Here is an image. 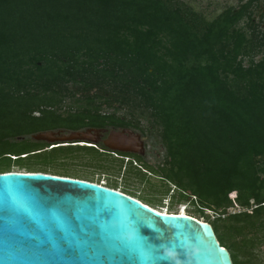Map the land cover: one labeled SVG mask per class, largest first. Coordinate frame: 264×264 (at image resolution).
I'll return each instance as SVG.
<instances>
[{
    "label": "trees",
    "instance_id": "trees-1",
    "mask_svg": "<svg viewBox=\"0 0 264 264\" xmlns=\"http://www.w3.org/2000/svg\"><path fill=\"white\" fill-rule=\"evenodd\" d=\"M109 108L126 119L99 113ZM86 117L155 127L166 149L158 176L201 216L247 208L206 222L233 264L255 263L264 239V0L212 19L178 0H0V173L17 166L94 182L25 159L98 155L72 145L47 151L31 138L80 129Z\"/></svg>",
    "mask_w": 264,
    "mask_h": 264
},
{
    "label": "water",
    "instance_id": "water-1",
    "mask_svg": "<svg viewBox=\"0 0 264 264\" xmlns=\"http://www.w3.org/2000/svg\"><path fill=\"white\" fill-rule=\"evenodd\" d=\"M57 131L31 135L51 145ZM127 133H130L129 130ZM24 139V138H20ZM108 148L138 152L136 136L112 132ZM0 264H233L213 226L157 211L120 190L41 172L0 173Z\"/></svg>",
    "mask_w": 264,
    "mask_h": 264
},
{
    "label": "rangeland",
    "instance_id": "rangeland-1",
    "mask_svg": "<svg viewBox=\"0 0 264 264\" xmlns=\"http://www.w3.org/2000/svg\"><path fill=\"white\" fill-rule=\"evenodd\" d=\"M181 3L191 6L196 11L204 14L207 18L212 19L218 14H220L224 9L229 6L238 7L241 0H178ZM262 9L255 10V17L257 20L260 19ZM259 58V57H258ZM141 125L147 135V140L149 142L150 155L148 157V165H151L154 170L152 173L149 170L141 169L138 167L137 162L133 161L132 164L135 168H129V162L126 158L121 166V161L117 156H100L91 155L86 152L80 151L73 153L68 156L58 157L53 160L50 164H44L46 160H51V158L43 155L39 157L29 156L25 159H31L34 163V168L48 167L52 172L67 173L71 176H77L92 180L96 183L102 184L104 186L116 184L117 190L126 191L125 188L130 189L137 198L145 201L150 200V205L155 209L162 210L164 212L178 213L185 212L187 214H192L197 218L206 221H219L217 213L212 210L206 209L204 211L205 215L201 216L198 213L193 212L197 209V206L189 202H179L177 199V189L173 184H170L163 180L160 176L161 173L159 169L165 162L166 149L163 145L161 138L158 133L151 132L149 130V123L145 119H142ZM154 135V136H153ZM53 145H58L56 142ZM62 145H68L66 142L61 143ZM52 145L45 150H51ZM25 157V155H22ZM13 160L16 158L12 157ZM39 159H44L40 162ZM140 164V163H139ZM146 174L143 176L139 174V170ZM13 171L25 172L26 169H20L17 166L12 167ZM175 196V198H173ZM239 207L231 208L223 218L231 215L232 211H237ZM220 223V221H219ZM256 256L254 257V264H264V239L257 245L255 250ZM241 260H245L246 257H241Z\"/></svg>",
    "mask_w": 264,
    "mask_h": 264
},
{
    "label": "flooded vegetation",
    "instance_id": "flooded-vegetation-1",
    "mask_svg": "<svg viewBox=\"0 0 264 264\" xmlns=\"http://www.w3.org/2000/svg\"><path fill=\"white\" fill-rule=\"evenodd\" d=\"M76 111V110H71ZM78 111V110H77ZM82 112H96L94 109H83L80 110ZM99 113L104 115L110 116L112 113L121 114L125 113V110H118V109H103L100 110ZM122 119H126L123 115L121 116ZM100 121H106L104 124H99L97 126L90 125L92 118L86 117L83 119V122L86 123L80 129H69V128H59L57 131L56 138L60 140H64L71 135L72 131H82L83 132V140L79 142H70L67 143L68 145L76 146V147H85L90 148L93 147L96 149L98 155L100 156H117L119 161L124 162L127 158L128 161H135L138 163V167L141 169L149 170L152 173V166L147 164L148 157L150 155L149 151V142L147 140V135L143 129L141 124L138 126H128V125H113L110 124L109 121L112 119L111 117H100ZM129 130L130 133H127ZM149 130L151 132H156L159 134V131L149 124ZM112 132H125L127 136H136L137 140L141 142V146L139 147L138 152H129V151H120V150H113L108 148L106 145V141L110 138ZM154 136V135H153ZM160 136V134H159ZM140 163V164H139Z\"/></svg>",
    "mask_w": 264,
    "mask_h": 264
},
{
    "label": "built area",
    "instance_id": "built-area-1",
    "mask_svg": "<svg viewBox=\"0 0 264 264\" xmlns=\"http://www.w3.org/2000/svg\"><path fill=\"white\" fill-rule=\"evenodd\" d=\"M263 205H264V203H263ZM247 210H248L247 208L239 207L237 211H232L231 213L236 214V213H241V212L247 211ZM216 215H217V217H221V216L224 217L225 216V215H221V214H218V213Z\"/></svg>",
    "mask_w": 264,
    "mask_h": 264
},
{
    "label": "bare ground",
    "instance_id": "bare-ground-1",
    "mask_svg": "<svg viewBox=\"0 0 264 264\" xmlns=\"http://www.w3.org/2000/svg\"><path fill=\"white\" fill-rule=\"evenodd\" d=\"M155 210H157V209H155ZM157 211L164 212V211L159 210V209ZM165 213H169V212H165ZM180 213H182L183 215H185V212L184 211L183 212L181 211V212H178V213H175V214H180ZM201 221H203V220H201Z\"/></svg>",
    "mask_w": 264,
    "mask_h": 264
}]
</instances>
